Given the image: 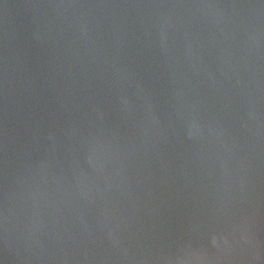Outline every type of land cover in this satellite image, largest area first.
Segmentation results:
<instances>
[{
    "label": "water",
    "instance_id": "obj_1",
    "mask_svg": "<svg viewBox=\"0 0 264 264\" xmlns=\"http://www.w3.org/2000/svg\"><path fill=\"white\" fill-rule=\"evenodd\" d=\"M0 264H264V0H0Z\"/></svg>",
    "mask_w": 264,
    "mask_h": 264
}]
</instances>
